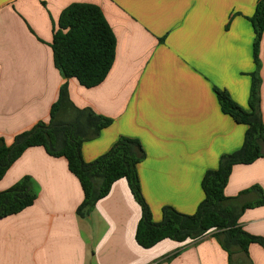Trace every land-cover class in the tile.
Here are the masks:
<instances>
[{"label": "crops", "instance_id": "obj_1", "mask_svg": "<svg viewBox=\"0 0 264 264\" xmlns=\"http://www.w3.org/2000/svg\"><path fill=\"white\" fill-rule=\"evenodd\" d=\"M258 1L0 0V138L10 146L18 134L47 123L66 84L76 108L112 121L82 144L83 161H95L120 137L137 140L145 153L137 165L139 187L153 223L161 222L164 207L193 215L204 199V174L243 143L246 127L221 112L213 89L248 110L255 70L248 19ZM72 4L98 7L116 41L113 65L92 89L63 79L53 63V29ZM258 57L264 123V32ZM25 178L35 201L0 219V264H228L210 235L198 242L138 246L140 208L124 179L80 218L83 192L65 158L51 157L42 147L27 149L0 180V193ZM252 187L264 194V159L235 166L224 196ZM238 223L264 239V205L246 210ZM248 258L264 264V249L251 244Z\"/></svg>", "mask_w": 264, "mask_h": 264}, {"label": "trees", "instance_id": "obj_2", "mask_svg": "<svg viewBox=\"0 0 264 264\" xmlns=\"http://www.w3.org/2000/svg\"><path fill=\"white\" fill-rule=\"evenodd\" d=\"M248 21L254 32L252 60L255 65L250 75L248 110L240 108L226 92L213 89L221 112L235 124L246 127L243 143L239 150L222 155L216 170L204 174L201 181L204 199L193 215L164 207L161 222L153 223L139 187L137 165L145 158V153L137 140L120 137L95 161H83L82 144L96 139L112 121L89 108H76L69 99L66 84L59 89L47 123H37L29 131L18 134L10 146L0 138V180L27 149L42 147L51 157L65 158L69 172L79 181L83 201L76 212L80 218H87L96 203L107 196L111 186L124 179L140 208L141 217L135 231L138 246L149 249L163 240L198 242L210 235L227 254L228 264H251L248 247L257 244L264 249V239L247 234L238 222L246 210L264 205V194L260 188L252 187L237 197L227 198L224 188L235 166L264 159L258 57L264 32V0L257 2ZM115 47V37L100 9L89 4H72L64 9L50 43L53 63L60 76L76 80L85 89L95 88L105 80L115 59ZM249 195L255 196V200L244 201ZM34 201L30 180L25 178L0 193V219L20 213Z\"/></svg>", "mask_w": 264, "mask_h": 264}]
</instances>
